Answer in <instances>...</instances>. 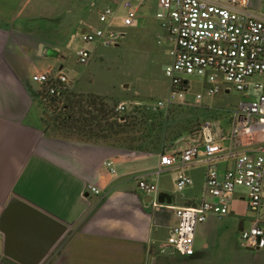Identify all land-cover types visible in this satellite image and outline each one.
Masks as SVG:
<instances>
[{"label":"crops","instance_id":"1","mask_svg":"<svg viewBox=\"0 0 264 264\" xmlns=\"http://www.w3.org/2000/svg\"><path fill=\"white\" fill-rule=\"evenodd\" d=\"M132 1L140 26L126 29L118 23L125 16L124 0H0V264H264V248L249 249L241 237L252 226L264 228V202L259 213L251 212L243 188L226 216L211 215L197 226L192 256L166 246L177 222L175 209L204 200L208 165L188 168L193 184L180 191L174 170L157 174L161 156L181 151L206 122L219 120L229 129L224 111L229 104L219 95L201 107L188 97L189 112L180 107L175 118H168L170 108L151 112L130 102L137 110L122 116L136 115L144 133L129 146H114L57 129V105L32 81L38 73L66 75L72 88L63 102L68 94L121 103L137 97L121 91L116 97L97 87L86 70L78 69L77 56L82 36L104 26L121 33L113 47L156 39L169 51L167 43L158 42L166 35L156 18L158 0ZM251 1L257 9L264 3ZM106 7L114 10L110 26L99 21ZM87 47L89 63L102 56V48H111ZM168 89L167 80L158 100ZM231 165L219 161L216 167L223 173ZM142 179L155 183L158 193L142 192Z\"/></svg>","mask_w":264,"mask_h":264},{"label":"built area","instance_id":"2","mask_svg":"<svg viewBox=\"0 0 264 264\" xmlns=\"http://www.w3.org/2000/svg\"><path fill=\"white\" fill-rule=\"evenodd\" d=\"M156 18L160 21L165 37L159 44L169 45L170 63L165 68L169 81L166 98L141 105L157 112L174 106H187L191 88L190 77H205L209 85L204 94L194 96L191 102L201 107L205 99L231 91L244 95L239 105L224 110L229 124L226 130L219 120L206 122L192 134V141L181 151L161 156V167L177 174L180 191L193 184L186 170L197 162L208 165L205 182V198L194 208H176L177 222L166 246L183 256L195 252V232L199 224L209 216H226L234 202L237 188L247 191V205L251 212L259 213L264 202V3L261 9L251 0H158ZM125 16L119 25L126 29L138 28L140 18L132 0H124ZM101 24L115 22L114 10L106 7L99 12ZM121 33L110 27H98L82 36L84 44L78 52V62L87 65L91 60L88 44L113 47L119 43ZM32 81L41 86L47 100L59 97L71 90L66 75L53 72L38 73ZM120 116L128 113L129 105L116 107ZM122 116L121 121H124ZM223 141L228 145L224 146ZM232 162L221 173L216 164ZM106 166L116 173L111 162ZM139 188L148 195L158 193L155 183L139 181ZM100 195V190L89 186ZM242 241L252 250L264 248V228L252 226L243 230ZM0 260L2 254L0 253Z\"/></svg>","mask_w":264,"mask_h":264},{"label":"rangeland","instance_id":"3","mask_svg":"<svg viewBox=\"0 0 264 264\" xmlns=\"http://www.w3.org/2000/svg\"><path fill=\"white\" fill-rule=\"evenodd\" d=\"M168 48L157 44L156 39L143 40L140 42H131L126 46L102 48L100 53L102 56H96L90 62L88 67L78 66V69L86 70V75L91 76L97 87L109 91L113 96H120V91L123 94H131L134 97L129 99L127 104L132 109L137 110L134 104L130 102L148 103L150 101H156L159 98L165 96L164 84L168 80L165 76V68L170 63ZM192 82L191 88L188 93L189 99H193L198 94H204L205 88L209 85L205 77H190ZM264 83V76L259 78ZM125 84L129 86L122 87ZM122 87V88H121ZM220 102L223 104H229L230 109H235L239 103L246 100L244 95L231 91L230 93H221ZM100 101L105 105L104 110L107 112V119L101 121L102 128H98L94 125V132H101L100 130L108 131V124L113 121V116L118 115L116 106L121 103L118 100H107L105 97H99ZM78 99H74L75 102ZM209 101V98L205 99ZM219 102V100H218ZM86 103V102H85ZM86 109L88 105L85 104ZM63 106L58 105L53 112V116L56 120L59 118L60 108ZM180 107H183L186 112H189L186 106H174L168 111V118H175L178 114ZM79 107L75 108V112H78ZM94 111V107H89ZM114 113L116 115H114ZM128 115L131 123L137 126L142 125V120H139L136 115ZM80 116V114H77ZM127 116V115H126ZM104 118V117H103ZM240 190L237 188L236 191Z\"/></svg>","mask_w":264,"mask_h":264},{"label":"trees","instance_id":"4","mask_svg":"<svg viewBox=\"0 0 264 264\" xmlns=\"http://www.w3.org/2000/svg\"><path fill=\"white\" fill-rule=\"evenodd\" d=\"M64 92L63 94H66ZM63 94L59 97L50 98L49 101L52 106H63L60 108L59 118L56 120V128L64 132L66 135L74 137L85 138L89 140L102 141L104 143H111L114 146H129L143 135L144 129L142 126H137L131 123L129 117L124 116V121H121L122 116L114 113L113 121L108 124V131L104 129L101 132H94V125L98 128H102L104 119L108 120L107 112L104 110L105 105L101 102L98 96L93 95H77L68 94L67 98L63 100ZM74 99H78L75 102ZM86 102V103H85ZM88 108L86 109V105ZM79 107L78 112H75V108ZM93 106L94 111L89 109ZM80 114V116H77ZM104 117V118H103Z\"/></svg>","mask_w":264,"mask_h":264},{"label":"water","instance_id":"5","mask_svg":"<svg viewBox=\"0 0 264 264\" xmlns=\"http://www.w3.org/2000/svg\"><path fill=\"white\" fill-rule=\"evenodd\" d=\"M161 196H163V194Z\"/></svg>","mask_w":264,"mask_h":264}]
</instances>
